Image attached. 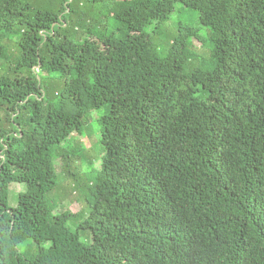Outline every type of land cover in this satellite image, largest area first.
I'll use <instances>...</instances> for the list:
<instances>
[{
  "label": "trees",
  "instance_id": "1",
  "mask_svg": "<svg viewBox=\"0 0 264 264\" xmlns=\"http://www.w3.org/2000/svg\"><path fill=\"white\" fill-rule=\"evenodd\" d=\"M0 62V264H264V0H0Z\"/></svg>",
  "mask_w": 264,
  "mask_h": 264
},
{
  "label": "rangeland",
  "instance_id": "2",
  "mask_svg": "<svg viewBox=\"0 0 264 264\" xmlns=\"http://www.w3.org/2000/svg\"><path fill=\"white\" fill-rule=\"evenodd\" d=\"M197 14V11L195 10H191L188 9L187 7L183 6L181 3H178L176 6V10L175 12L171 15L170 19L167 21V24H163L162 27L159 29V33H157L156 38L157 41L160 43H167L168 41H170L172 39V26L173 25H177V23L179 21L185 22V23H191L194 24L195 26L200 27L202 30V33L204 31H207V29L203 26H201L199 24V22L194 21L193 16ZM204 34V33H203ZM205 35V34H204ZM207 35H205L206 37ZM206 40V38H205ZM194 41V40H193ZM206 44H208V42H205ZM195 48L202 53L203 55L207 56L209 53V50L206 48L205 45H203L201 42L199 41H194L193 42ZM209 49L211 48L208 44ZM205 58L204 56H200L199 57V61L196 62L197 64H200V62L202 61V59ZM207 59V58H206ZM209 60L207 59L206 62H208ZM5 66V62H0V71L3 70ZM43 75H45L43 73ZM47 76V75H45ZM54 76V75H52ZM108 111V106H103L100 109L97 110H93L89 116V118L87 119L85 126H84V135H77L76 134V138H78V140H76L75 142H71L73 139L70 140V142L68 143V145L70 146V144L76 148V151L80 154L81 149L84 147L87 150V153L89 154V156L93 159H95L97 156H99L100 151H101V144H100V123L98 121V119L104 115L106 112ZM24 118H21V123L23 122ZM71 148V147H70ZM100 162H101V158H100ZM54 163L56 165V170H57V174H58V183H60V190H67L68 189V184L72 185V180L70 179V177L67 175V173L62 174L61 170H62V166L60 167L59 165V161L58 158L54 159ZM98 164H100L98 161H95L94 166H98ZM89 166V163H87L83 158H77L76 159V163L75 165L72 167V172L73 173H81L84 172L87 167ZM63 171V170H62ZM60 175H64L62 176V181H61V176ZM24 184L22 185H18V184H13L12 187H16V189H12V191L10 192L9 195V203L14 205L17 203V192L24 190ZM64 188V189H63ZM54 197L57 200V195H55V193L53 194ZM82 200L84 198H86V196L83 194L80 197ZM54 200V199H53ZM72 200L70 199V197H66V200L64 201V203H62L60 205V209L67 207V206H71L74 205L75 203H71ZM82 202H81V206H82ZM80 208L79 205L75 204V208ZM31 241V239H27L24 243H22L20 245V250L22 253H26L27 255H30V251H31V247L29 246V242Z\"/></svg>",
  "mask_w": 264,
  "mask_h": 264
}]
</instances>
